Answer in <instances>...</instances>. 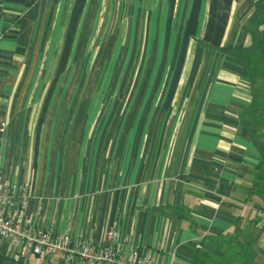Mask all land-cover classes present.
Here are the masks:
<instances>
[{"label": "crops", "instance_id": "0c3cea01", "mask_svg": "<svg viewBox=\"0 0 264 264\" xmlns=\"http://www.w3.org/2000/svg\"><path fill=\"white\" fill-rule=\"evenodd\" d=\"M104 58L151 80L134 115L67 81ZM261 75L264 0H0V176L29 184L51 234L112 229L154 264H264ZM0 264L82 263L0 241Z\"/></svg>", "mask_w": 264, "mask_h": 264}, {"label": "built area", "instance_id": "2783aa9c", "mask_svg": "<svg viewBox=\"0 0 264 264\" xmlns=\"http://www.w3.org/2000/svg\"><path fill=\"white\" fill-rule=\"evenodd\" d=\"M31 198L26 182L9 184L0 176V241H8L26 253L56 257L82 264H154L133 248L124 250L115 243L117 234L109 230L104 240L72 237L67 233L51 234L26 214Z\"/></svg>", "mask_w": 264, "mask_h": 264}, {"label": "rangeland", "instance_id": "374dc122", "mask_svg": "<svg viewBox=\"0 0 264 264\" xmlns=\"http://www.w3.org/2000/svg\"><path fill=\"white\" fill-rule=\"evenodd\" d=\"M107 59V58H106ZM101 59L93 61L91 68L83 72L80 77H67L68 82H74L80 84L83 92H76L75 95L86 97L88 94H96L98 100L102 102L108 101L111 103L118 102L126 104V100L131 103V108L123 107V112L130 111L134 115V109H132V103H134L139 97V85L147 82V77L139 73L138 61H125ZM94 64V67H93ZM96 69V70H95ZM258 80V97L260 104L254 109L255 114H248V122L253 131H256L264 137V75L257 76ZM75 79V80H74ZM89 87L98 89L96 93L87 92ZM72 95V93H69ZM74 95V94H73ZM76 96V97H77ZM118 110V109H117ZM124 119L120 117L114 118V131L123 129L126 126Z\"/></svg>", "mask_w": 264, "mask_h": 264}, {"label": "trees", "instance_id": "16d2710c", "mask_svg": "<svg viewBox=\"0 0 264 264\" xmlns=\"http://www.w3.org/2000/svg\"><path fill=\"white\" fill-rule=\"evenodd\" d=\"M264 149V148H263Z\"/></svg>", "mask_w": 264, "mask_h": 264}]
</instances>
